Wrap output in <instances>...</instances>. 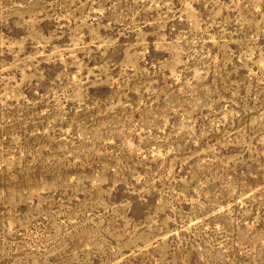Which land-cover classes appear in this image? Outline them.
Returning a JSON list of instances; mask_svg holds the SVG:
<instances>
[{
	"label": "rangeland",
	"instance_id": "1",
	"mask_svg": "<svg viewBox=\"0 0 264 264\" xmlns=\"http://www.w3.org/2000/svg\"><path fill=\"white\" fill-rule=\"evenodd\" d=\"M0 264H264V0H0Z\"/></svg>",
	"mask_w": 264,
	"mask_h": 264
}]
</instances>
